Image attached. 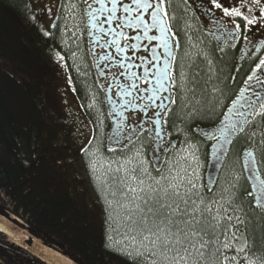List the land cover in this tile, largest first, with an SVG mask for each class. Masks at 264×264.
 Segmentation results:
<instances>
[{
    "label": "flooded vegetation",
    "instance_id": "af4514ba",
    "mask_svg": "<svg viewBox=\"0 0 264 264\" xmlns=\"http://www.w3.org/2000/svg\"><path fill=\"white\" fill-rule=\"evenodd\" d=\"M121 3H131V0H121ZM222 3L231 8L237 0H222ZM89 5L99 7L95 0H57L51 28L48 27L46 33L49 39H54L53 27L61 13L74 17L67 30L74 36L72 49L81 70L77 95H82L83 99L78 101L85 114L94 117L97 130L103 131L105 154L138 151L159 176L165 171L166 160L175 158L180 147L191 149L199 172L191 180L195 188L190 186V192L199 203L202 201V224L214 223V211L220 212L219 215L225 217L222 225H234L229 237L233 232L239 237L234 241V251L247 240L245 252L237 254L235 251V254L259 263L264 261V115L260 114L264 112L260 108L264 103V75L259 84L255 79L248 81L260 59H264V19L259 7H253L251 13L247 11L251 4L242 8L245 15L257 19V23L245 26L242 18L224 16L222 9H216L211 0H167L165 8L175 33L172 49L175 60L166 61L165 50L157 48L161 57L158 66L170 63L175 85L166 81L168 90L149 99L151 89L156 87L155 79H150L148 84L133 81L127 73L142 76L144 67L128 69L126 66L129 63L141 65L139 57H147V67L155 73L151 48L158 42L142 39L137 43L147 45V50L141 47L135 52L130 48L126 53L117 52L115 46H106V40L112 37L92 27ZM106 15L97 13L101 21ZM117 15H125L122 8ZM233 19L241 25L239 32L235 31ZM123 30L130 37L137 34L134 29L125 27ZM149 35L158 33L153 31ZM169 36L171 41V34ZM131 42L121 40V45ZM124 57H132V60L124 59L125 67H121ZM133 82L136 89L130 87ZM124 91H131L132 95H124ZM163 97H171L175 103L164 100L166 107L161 108L158 105ZM95 109L101 111L97 113ZM211 161L219 162L213 185L206 180ZM80 166L86 172L83 162ZM0 205H3L1 201ZM228 216L232 217L230 222L226 219ZM236 217L244 223H238ZM24 230L27 232L26 225ZM42 243L64 253L74 263L69 251L60 243ZM0 264L46 263L0 231Z\"/></svg>",
    "mask_w": 264,
    "mask_h": 264
},
{
    "label": "trees",
    "instance_id": "16d2710c",
    "mask_svg": "<svg viewBox=\"0 0 264 264\" xmlns=\"http://www.w3.org/2000/svg\"><path fill=\"white\" fill-rule=\"evenodd\" d=\"M40 18L29 0H0L2 206L32 236L60 243L75 264H142L109 246L105 208L70 157L62 123L46 109V70L36 64L20 26L45 41Z\"/></svg>",
    "mask_w": 264,
    "mask_h": 264
},
{
    "label": "snow or ice",
    "instance_id": "6c2138e0",
    "mask_svg": "<svg viewBox=\"0 0 264 264\" xmlns=\"http://www.w3.org/2000/svg\"><path fill=\"white\" fill-rule=\"evenodd\" d=\"M95 3L99 7L92 8L89 5L91 11L88 15L92 27H98L100 32L112 37L106 40V46H115L117 52L126 53L129 48L133 52L141 47L147 50V45L137 43L142 39L158 42L151 48V61L154 62L152 67L156 69L155 73H152L147 67L149 63L147 57H139L142 62L141 65L129 63L126 66L128 69L144 67L142 76L131 71L127 73L133 81L142 80L145 84H148L150 79H155L156 87L151 89V96L148 98L154 99L161 91H167L166 81H171L175 85L170 63L166 62L163 67L158 66L161 57L157 54V48L162 47L165 50L167 54L166 61L168 58L175 60V56L172 54L175 33H173L169 24V14L165 8L167 0H155V2L153 0H131V3L123 4L121 0H107V3L106 0H95ZM108 3L111 4V7H108ZM211 3L216 9H222L226 17L242 18L245 26L257 23L255 16L245 15L242 11V8L247 7L249 4L252 7H247V11L251 13L253 7H259L261 19H264V6H261V0H237V4L231 8L224 6L222 0H211ZM121 8L125 15H117L118 10ZM97 13H107V15L101 21L98 19ZM171 18L175 19V16ZM114 23L115 27H112ZM233 23L235 24V31L239 32L241 25L235 23V19H233ZM104 25H108V27L105 29ZM125 27L136 30L137 34L131 37L128 36L123 30ZM117 28L120 30L117 31ZM153 31L158 35L150 36L149 33ZM169 34L172 37L171 41ZM229 35H231V32H229ZM121 40L132 42L125 43L122 46ZM60 59H63V57H60ZM124 59L131 61L132 57L121 59V67H125ZM262 75H264V59H260L252 75L248 77V81L255 79L256 83L259 84L262 82ZM181 76L184 77V73H181ZM130 87L136 89L137 85L133 82ZM145 91H148V89H145ZM124 95L131 96L132 92L124 91ZM164 100L175 103V100L171 97H163L158 105L159 107H166ZM131 102L129 101V103ZM260 108L264 109V103L260 104ZM260 114L264 115V112ZM128 163H131V161L129 160ZM141 163L144 164L146 161H141ZM95 167L96 165L93 164V170H95ZM116 171L128 173L127 180L124 178L119 180L122 189H127V191L121 190L122 199L115 202L117 207L125 212L120 226L125 229L124 235L128 243L115 242L117 250L122 254L135 259H142L144 264H238V255L231 257L225 255L226 250L233 248L232 241L239 239L234 232L229 237V230L234 225H231V223L222 225L221 220L225 217H221L219 213L212 216L214 223L202 225V221L194 215L199 211L198 207L192 209L190 215L187 208L189 200L186 196L180 194V184L175 182L177 179L183 180L179 172L176 176L161 175L157 179L151 176L146 167H141L139 169L141 175L152 182L146 184L145 179L134 174L137 171L136 168L131 169V172H129L121 165ZM129 180L135 181L138 187L132 186L128 182ZM164 181H167L166 185L163 183ZM188 183L192 188H195V184L191 180ZM112 195L115 197L116 193L113 192ZM149 201H153L155 206H148L145 210L141 202L147 206ZM181 202L185 205L184 208H181ZM108 203L109 207H112L113 202L109 201ZM192 203L195 204L196 202L192 201ZM206 210L211 212L210 208ZM200 215L203 216V213ZM226 219L230 222L232 217L228 216ZM236 219L238 223H244L239 217H236ZM197 225L202 226L197 228ZM221 236L224 237L223 240H221ZM109 239L111 240L112 237H109ZM247 248V240H244L241 246L235 248V251L239 254L245 252ZM246 259H248V264H257L256 261L250 258L246 257ZM261 264H264V261H261Z\"/></svg>",
    "mask_w": 264,
    "mask_h": 264
},
{
    "label": "rangeland",
    "instance_id": "374dc122",
    "mask_svg": "<svg viewBox=\"0 0 264 264\" xmlns=\"http://www.w3.org/2000/svg\"><path fill=\"white\" fill-rule=\"evenodd\" d=\"M29 1L33 9L41 12L40 33L41 36L45 38V41L34 35V33L21 22L20 26L25 33L28 48L31 54L36 58V64L42 65L46 70L47 81L43 86L45 106L47 111L53 114L57 121L62 123V134L69 146L70 157L76 160L75 163L77 167L80 166L82 162L84 163L86 170L85 174L89 176L92 187L105 208L109 246L117 250L116 241H121L124 244L128 243L124 235L125 229L120 226L125 212L123 209L118 208L115 203L122 199L121 190L127 191V189H122L119 180L121 178L127 180L128 173L116 171L121 165L128 169L129 172H131V169L136 168L137 171L134 174L145 179L146 184L152 182L141 175L139 171L141 167H146L151 176L157 179L161 175L176 176L177 172H179L183 180L177 179L175 182L180 184V194L186 196L189 200L187 208L190 215L192 214L191 210L198 207L199 211L194 215L197 219L202 221L204 217L200 215L202 213L200 210L201 203L194 198L195 194L189 191L191 185L188 183L192 178H196L197 172H199V166H195V153H191V149L188 147H180L175 158L166 160L165 171L159 176L153 172L148 161L138 151H126L106 155L102 144L103 131L97 130L95 119L90 113H87V115L85 114L79 102H82V95L78 97L75 91V83L78 85L80 84L79 73L81 74V70L79 65L76 64L77 56L72 49L74 36H71V33L67 30V26H70V22L73 21L74 17L70 18L61 13L57 23H55L53 27V32L54 29L56 31L54 34L55 37L54 39L52 37L49 39L46 30L48 27L51 28L50 24L54 18L57 0ZM60 57H63V59H60ZM2 63H4V60L0 57V64ZM95 111L99 113L101 110L95 109ZM87 116L89 119H87ZM137 153H139V155H137ZM129 160L131 163H128ZM141 161H146V163L142 164ZM93 164L96 165L95 170H93ZM128 182L132 186L138 187L135 181L129 180ZM163 183L166 185L167 181ZM113 192L116 193L115 197L112 195ZM109 201L113 202L112 207H109ZM192 201L196 203L193 204ZM141 204L145 207V210L148 206H155L153 201H149V205L147 206L143 205L142 202ZM184 207L185 205L181 202V208ZM217 213L218 212L214 211L213 215L215 216ZM202 225H197V228ZM109 237H112V239L110 240ZM234 241L235 240L232 241V244H234ZM225 255L229 257L236 255L234 247L230 250H226ZM246 257L240 255L238 257V264H248V259H246ZM137 260L144 264L142 259ZM257 264L261 263L257 262Z\"/></svg>",
    "mask_w": 264,
    "mask_h": 264
},
{
    "label": "water",
    "instance_id": "95a60500",
    "mask_svg": "<svg viewBox=\"0 0 264 264\" xmlns=\"http://www.w3.org/2000/svg\"><path fill=\"white\" fill-rule=\"evenodd\" d=\"M218 170L219 162L211 161L207 167L206 173V180L209 185H213ZM24 226L25 225L18 219L10 216L0 205V231H2L9 239L36 259L46 264H74L65 257L64 253L60 254L56 252L42 243V241L25 232Z\"/></svg>",
    "mask_w": 264,
    "mask_h": 264
}]
</instances>
